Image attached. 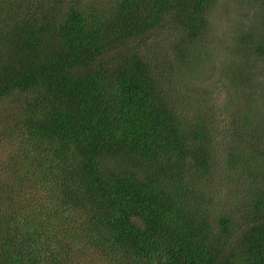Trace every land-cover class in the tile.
Segmentation results:
<instances>
[{
    "label": "trees",
    "instance_id": "1",
    "mask_svg": "<svg viewBox=\"0 0 264 264\" xmlns=\"http://www.w3.org/2000/svg\"><path fill=\"white\" fill-rule=\"evenodd\" d=\"M213 2L0 0V264H264V122L219 205L175 87Z\"/></svg>",
    "mask_w": 264,
    "mask_h": 264
},
{
    "label": "rangeland",
    "instance_id": "2",
    "mask_svg": "<svg viewBox=\"0 0 264 264\" xmlns=\"http://www.w3.org/2000/svg\"><path fill=\"white\" fill-rule=\"evenodd\" d=\"M206 20L205 30L185 52L188 64L176 67L175 87L187 97L182 99L181 110L188 120L206 118L211 128L210 153L222 171L208 176L207 183L216 189L221 205L233 201L236 179L226 176L234 173H227L223 164L232 147L242 151L232 127L242 124L249 139L264 122V58L250 51L264 38V0H214ZM169 40L174 37L160 38L164 45Z\"/></svg>",
    "mask_w": 264,
    "mask_h": 264
}]
</instances>
